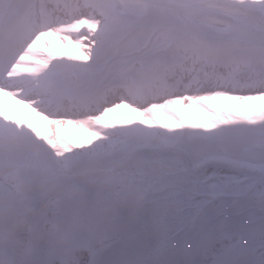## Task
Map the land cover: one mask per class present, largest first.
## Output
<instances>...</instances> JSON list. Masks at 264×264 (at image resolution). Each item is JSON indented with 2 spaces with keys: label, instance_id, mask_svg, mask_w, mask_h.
<instances>
[{
  "label": "snow or ice",
  "instance_id": "snow-or-ice-1",
  "mask_svg": "<svg viewBox=\"0 0 264 264\" xmlns=\"http://www.w3.org/2000/svg\"><path fill=\"white\" fill-rule=\"evenodd\" d=\"M54 33L90 62L18 77ZM15 90L98 142L73 151L0 108V264H264V0H0ZM185 101L228 103L156 126ZM121 108L147 118L113 128Z\"/></svg>",
  "mask_w": 264,
  "mask_h": 264
},
{
  "label": "rangeland",
  "instance_id": "rangeland-1",
  "mask_svg": "<svg viewBox=\"0 0 264 264\" xmlns=\"http://www.w3.org/2000/svg\"><path fill=\"white\" fill-rule=\"evenodd\" d=\"M222 103L225 104V103H228V102L222 101ZM128 110H122V111L121 110L120 111L117 110L115 112H112V114L114 115V117L118 116V113H120V116H123V113L127 114L128 112H132V111H128ZM213 112L215 113V111H213ZM132 113H134V112H132ZM227 114L228 113H226V112L224 113V115H227ZM128 118H129V121L136 122L135 116H133V117L131 116V117H128ZM161 119H162L163 124L164 123H170L172 121V117L171 116H167V115H162ZM207 119H209V118H207ZM205 122H206V120L205 121H201V120H198V119H192V120L188 121V123H205ZM126 123H128V121H126ZM71 130L76 135H78L79 132L81 131V129L78 128V127H72ZM90 146L91 145L88 144V147H90Z\"/></svg>",
  "mask_w": 264,
  "mask_h": 264
},
{
  "label": "bare ground",
  "instance_id": "bare-ground-1",
  "mask_svg": "<svg viewBox=\"0 0 264 264\" xmlns=\"http://www.w3.org/2000/svg\"><path fill=\"white\" fill-rule=\"evenodd\" d=\"M28 72V71H27Z\"/></svg>",
  "mask_w": 264,
  "mask_h": 264
}]
</instances>
